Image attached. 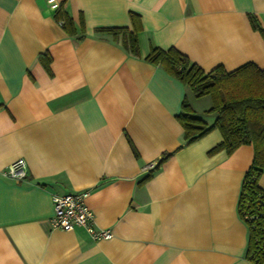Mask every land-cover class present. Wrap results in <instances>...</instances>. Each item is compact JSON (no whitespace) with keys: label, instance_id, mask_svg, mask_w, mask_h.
I'll return each mask as SVG.
<instances>
[{"label":"crops","instance_id":"1","mask_svg":"<svg viewBox=\"0 0 264 264\" xmlns=\"http://www.w3.org/2000/svg\"><path fill=\"white\" fill-rule=\"evenodd\" d=\"M56 1L74 34L46 0H0V264H254L237 208L252 145L209 152L217 129L185 143L177 115L203 99L145 57L174 47L205 71L264 68L249 19L264 29V0ZM114 27L137 30V56ZM18 159L21 182L3 175ZM81 191L110 237L52 227V194Z\"/></svg>","mask_w":264,"mask_h":264},{"label":"trees","instance_id":"2","mask_svg":"<svg viewBox=\"0 0 264 264\" xmlns=\"http://www.w3.org/2000/svg\"><path fill=\"white\" fill-rule=\"evenodd\" d=\"M54 18L68 33L74 34L73 20L62 4L55 10ZM249 19L253 28L264 36V29L256 17L249 14ZM102 30L110 32L114 39L120 38L123 47L130 54L138 55L137 30L130 31L127 27ZM39 58L50 72L49 54L42 53ZM145 60L161 65L189 87L196 98L205 95L212 98L213 104L208 111L215 113V118L209 124L195 115L184 99L182 111L177 118L184 130L185 143L217 129L221 140L209 152L224 150L231 153L240 145H252V161L242 179L237 208L248 227L245 256L254 264H264V189L258 185V178L264 169V68L248 62L232 71H227L222 66L205 71L174 47H151ZM168 156L169 153H164L142 181L147 180Z\"/></svg>","mask_w":264,"mask_h":264},{"label":"built area","instance_id":"3","mask_svg":"<svg viewBox=\"0 0 264 264\" xmlns=\"http://www.w3.org/2000/svg\"><path fill=\"white\" fill-rule=\"evenodd\" d=\"M46 2L55 10L59 7V3L56 0H46ZM3 175L16 182L23 181L27 177L25 162L22 159L14 161L6 167ZM88 194V191L52 194V227L71 231L76 226H81L89 233L92 239L110 237L111 232L108 229L96 228L93 214L86 204Z\"/></svg>","mask_w":264,"mask_h":264},{"label":"rangeland","instance_id":"4","mask_svg":"<svg viewBox=\"0 0 264 264\" xmlns=\"http://www.w3.org/2000/svg\"><path fill=\"white\" fill-rule=\"evenodd\" d=\"M201 99H203V100H200V102L198 104L199 105L198 110L197 111L195 110V114L200 116V117L213 118V120H214L215 113L208 111V109L210 107L209 108L204 107V106H206V104H209L210 106H212V104H213L212 98L209 95H205V96H202ZM213 114H214V116H213Z\"/></svg>","mask_w":264,"mask_h":264}]
</instances>
